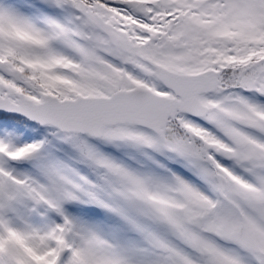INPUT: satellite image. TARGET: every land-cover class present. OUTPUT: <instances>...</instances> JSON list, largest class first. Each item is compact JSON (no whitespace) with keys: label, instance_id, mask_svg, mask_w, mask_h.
Returning a JSON list of instances; mask_svg holds the SVG:
<instances>
[{"label":"snow or ice","instance_id":"obj_1","mask_svg":"<svg viewBox=\"0 0 264 264\" xmlns=\"http://www.w3.org/2000/svg\"><path fill=\"white\" fill-rule=\"evenodd\" d=\"M0 264H264V0H0Z\"/></svg>","mask_w":264,"mask_h":264}]
</instances>
